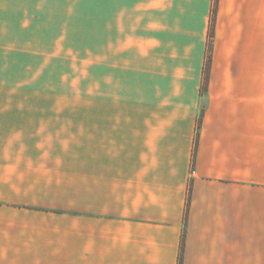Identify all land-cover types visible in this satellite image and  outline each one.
I'll return each instance as SVG.
<instances>
[{
	"label": "crops",
	"instance_id": "obj_1",
	"mask_svg": "<svg viewBox=\"0 0 264 264\" xmlns=\"http://www.w3.org/2000/svg\"><path fill=\"white\" fill-rule=\"evenodd\" d=\"M214 5L0 0V51L97 68L0 107V264H264V0H218L204 90Z\"/></svg>",
	"mask_w": 264,
	"mask_h": 264
},
{
	"label": "rangeland",
	"instance_id": "obj_2",
	"mask_svg": "<svg viewBox=\"0 0 264 264\" xmlns=\"http://www.w3.org/2000/svg\"><path fill=\"white\" fill-rule=\"evenodd\" d=\"M50 54L0 51V107L95 105L97 68L51 65Z\"/></svg>",
	"mask_w": 264,
	"mask_h": 264
},
{
	"label": "trees",
	"instance_id": "obj_3",
	"mask_svg": "<svg viewBox=\"0 0 264 264\" xmlns=\"http://www.w3.org/2000/svg\"><path fill=\"white\" fill-rule=\"evenodd\" d=\"M217 6H218V0H215V5H214L212 19H211L209 41H208V58H207L206 68H205L204 90H206L208 79H209V71H210V65H211V51H212L213 38H214V27H215V22H216Z\"/></svg>",
	"mask_w": 264,
	"mask_h": 264
}]
</instances>
